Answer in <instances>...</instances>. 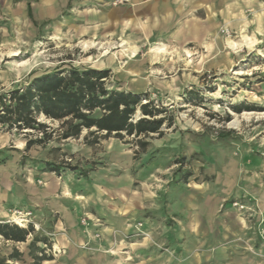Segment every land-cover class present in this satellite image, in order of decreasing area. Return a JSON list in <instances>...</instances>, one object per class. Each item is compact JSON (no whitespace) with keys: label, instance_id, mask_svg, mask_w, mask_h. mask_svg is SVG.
<instances>
[{"label":"rangeland","instance_id":"obj_1","mask_svg":"<svg viewBox=\"0 0 264 264\" xmlns=\"http://www.w3.org/2000/svg\"><path fill=\"white\" fill-rule=\"evenodd\" d=\"M115 2L104 0L94 7H118L130 0ZM17 5L15 0H0V94L31 71L39 74L61 62L89 66L109 71V88L141 93L143 103L151 101L162 110L159 117L164 116L165 123L161 134L144 138V149L137 143L142 137L134 135L102 137L89 144L84 139L86 129L79 138L53 139L27 148L28 138L40 132L26 135L0 124V163L17 161L20 174L34 170L36 174L78 176L113 173V163H125L131 165V174H172L169 184L188 186L198 178H192L193 174L206 181H214L208 174H243L245 194L253 191L255 202H264V195L258 194L264 193V27L256 33L254 25L244 31L240 26L222 24L207 36L167 33L147 39L117 28L94 33L89 27L91 19L77 16L80 6L72 10L68 6L52 19L37 16L38 26L26 17V4L20 9ZM240 105L244 109L235 111ZM140 116L137 111L134 117ZM40 119L58 127L57 122ZM234 120L239 124H233ZM48 164L59 166V171L50 170ZM233 194L237 196V192ZM235 199L229 200L232 208L249 210L244 194L241 202ZM226 203L222 202L221 209ZM14 210L31 212L25 226L33 227L28 235L30 251L55 256L44 252L57 249L50 241L54 235L37 222L32 209L11 208L0 222L16 224L14 218L22 225ZM81 222L86 225L88 218ZM140 227L137 223V232L129 236L139 237ZM35 236L39 239L33 245ZM0 240L1 245L12 242L1 236ZM249 250L257 254L253 248ZM7 251H0V259L8 256Z\"/></svg>","mask_w":264,"mask_h":264},{"label":"crops","instance_id":"obj_2","mask_svg":"<svg viewBox=\"0 0 264 264\" xmlns=\"http://www.w3.org/2000/svg\"><path fill=\"white\" fill-rule=\"evenodd\" d=\"M15 1L19 9L26 4V17L38 26V17L80 6L77 16L91 19L94 33L117 28L147 39L207 36L222 24L244 31L254 25L256 33L264 27V0H130L99 9L94 4L104 0ZM130 166L115 162L113 173L78 176L20 174L17 161L0 163V219L11 208L32 209L61 252L41 259L28 247L31 236L7 245L0 240V251L21 252L8 259L12 264H264V202H255L253 191L245 194L243 174H208L214 181L193 174L197 181L188 186L169 184L172 174H131ZM243 194L249 210L239 212L229 200L241 202ZM137 223L141 234L130 237Z\"/></svg>","mask_w":264,"mask_h":264},{"label":"trees","instance_id":"obj_3","mask_svg":"<svg viewBox=\"0 0 264 264\" xmlns=\"http://www.w3.org/2000/svg\"><path fill=\"white\" fill-rule=\"evenodd\" d=\"M65 63L39 74L31 71L26 79L0 94L1 125L26 135L33 131L41 133L28 138L27 148L33 144L44 145L53 139L79 138L86 129L84 139L89 144L97 143L102 137L134 135L142 137L137 143L144 149L147 146L144 138L162 133L165 123V117H159L162 110L151 101L143 103L141 93L109 88L106 83L108 70ZM234 109L241 112L244 108L240 105ZM137 111L141 116L135 119ZM40 116L57 122L58 127H51ZM101 132L105 133L100 135ZM48 165L52 171L60 169ZM32 232V225L20 227L0 222V236L7 241L24 242ZM38 239L35 236L31 244L35 245ZM20 256L21 252L14 248L11 254L0 259V264H8V259Z\"/></svg>","mask_w":264,"mask_h":264},{"label":"built area","instance_id":"obj_4","mask_svg":"<svg viewBox=\"0 0 264 264\" xmlns=\"http://www.w3.org/2000/svg\"><path fill=\"white\" fill-rule=\"evenodd\" d=\"M125 0H116L115 4L118 3V2H123ZM236 205H238V203H235ZM240 208H244L243 205L240 206ZM15 215H17L18 217H20L22 219V225L20 223H18L14 218H12V220L14 221V223H16L17 225H19L20 227H25L28 225L29 223V217L31 215V212H23L21 210H14L12 211ZM83 222H85V220H83ZM38 229V228H37ZM45 253L48 254V252H51L53 253L54 255H56V253H59L61 252V250H57L55 249L54 247L52 248H49L48 250H44Z\"/></svg>","mask_w":264,"mask_h":264},{"label":"bare ground","instance_id":"obj_5","mask_svg":"<svg viewBox=\"0 0 264 264\" xmlns=\"http://www.w3.org/2000/svg\"><path fill=\"white\" fill-rule=\"evenodd\" d=\"M232 123L235 124V125H238L239 121L238 120H234Z\"/></svg>","mask_w":264,"mask_h":264}]
</instances>
